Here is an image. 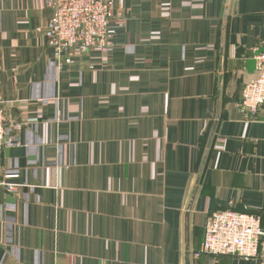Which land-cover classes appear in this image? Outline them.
<instances>
[{
	"label": "crops",
	"instance_id": "0c3cea01",
	"mask_svg": "<svg viewBox=\"0 0 264 264\" xmlns=\"http://www.w3.org/2000/svg\"><path fill=\"white\" fill-rule=\"evenodd\" d=\"M114 1L110 50L59 63L46 0H0V95L25 123L2 150L0 264H264V234L255 257L194 256L211 211L264 229V104L237 106L264 0Z\"/></svg>",
	"mask_w": 264,
	"mask_h": 264
},
{
	"label": "built area",
	"instance_id": "2783aa9c",
	"mask_svg": "<svg viewBox=\"0 0 264 264\" xmlns=\"http://www.w3.org/2000/svg\"><path fill=\"white\" fill-rule=\"evenodd\" d=\"M50 17L40 30L52 48L59 63H71L73 57L91 50L107 53L115 35L112 20L122 13L116 11L114 0H46ZM255 76L242 88L239 110L247 115H254L264 104V40L254 57ZM25 123L20 122L5 106L0 95V184L7 191H14L15 185L6 178L15 177L8 173L2 163V150L11 142L9 134L20 130ZM5 178V179H4ZM264 229L258 216L246 211L220 209L208 214L204 238L198 252L209 254L216 260L222 254L240 257L259 255L260 239Z\"/></svg>",
	"mask_w": 264,
	"mask_h": 264
},
{
	"label": "trees",
	"instance_id": "16d2710c",
	"mask_svg": "<svg viewBox=\"0 0 264 264\" xmlns=\"http://www.w3.org/2000/svg\"><path fill=\"white\" fill-rule=\"evenodd\" d=\"M230 209V208H229ZM236 211V210H235Z\"/></svg>",
	"mask_w": 264,
	"mask_h": 264
},
{
	"label": "water",
	"instance_id": "95a60500",
	"mask_svg": "<svg viewBox=\"0 0 264 264\" xmlns=\"http://www.w3.org/2000/svg\"><path fill=\"white\" fill-rule=\"evenodd\" d=\"M220 80H221V78H220Z\"/></svg>",
	"mask_w": 264,
	"mask_h": 264
}]
</instances>
